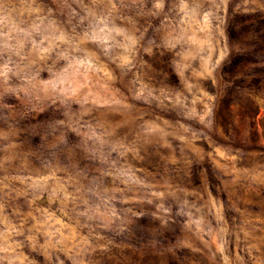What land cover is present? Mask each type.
<instances>
[{
	"label": "rangeland",
	"instance_id": "obj_1",
	"mask_svg": "<svg viewBox=\"0 0 264 264\" xmlns=\"http://www.w3.org/2000/svg\"><path fill=\"white\" fill-rule=\"evenodd\" d=\"M0 264H264V0H0Z\"/></svg>",
	"mask_w": 264,
	"mask_h": 264
}]
</instances>
